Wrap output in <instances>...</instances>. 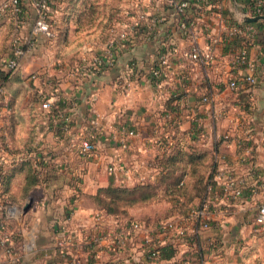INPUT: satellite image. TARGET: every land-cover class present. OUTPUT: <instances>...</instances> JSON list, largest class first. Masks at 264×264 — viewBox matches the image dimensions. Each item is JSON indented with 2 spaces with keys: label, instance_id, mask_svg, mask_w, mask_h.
Returning a JSON list of instances; mask_svg holds the SVG:
<instances>
[{
  "label": "crops",
  "instance_id": "0c3cea01",
  "mask_svg": "<svg viewBox=\"0 0 264 264\" xmlns=\"http://www.w3.org/2000/svg\"><path fill=\"white\" fill-rule=\"evenodd\" d=\"M137 1L54 0L56 34L62 22L67 37L60 44L55 39L50 42L42 39L35 52L24 57L20 68L16 70L27 83L32 82L34 88L15 90L19 86V77L12 81L15 87L8 93L14 102L15 113L10 115L11 109L5 108L0 114V151L5 139L15 146H27L29 149L40 145L45 151L51 152L55 168L49 163L36 168L38 180L35 184H28L27 192L25 188L31 174L29 168L14 170L6 188L0 185V216L3 215V201L11 200L23 207L26 201L32 199L30 209L10 223L14 235L12 242L15 246L21 240L32 242L22 257L27 264H62L67 259L69 264H183L184 259H189L190 264H264V225H259L255 220L259 205L264 203V61H257L256 74L259 80L255 86L248 87L242 81L237 89L231 90L221 82L222 78L230 71L248 73L249 68L244 66L239 70L226 61L223 54L228 52L227 45L219 49L221 57L212 67L202 63L190 62L189 65V61H175L176 66L183 65L182 62L190 66V70L182 66L190 71V80L186 88L180 74L178 77L174 74L167 89L176 93L177 107L183 119L179 131L183 133L185 141L213 152L214 157L217 152L225 153L232 163L228 167L225 161L217 163L214 158V165L206 175L207 181L218 171L225 173L231 169L236 176L251 185H256L257 176L260 175L263 185L256 187L255 192L251 187L239 197L228 200L217 197L221 200L215 199L209 203L211 226L193 234L199 222L188 220L186 224L191 239L187 238L176 245V253L169 257L148 259L131 247L113 255L107 251L104 242L94 246L95 258L87 248H73L72 255L66 257L57 250L59 238L63 235L61 225L67 214H70L67 226L77 240L82 239V234L96 235L100 230L113 226L115 218L112 215L104 221L94 218L92 213L99 208L85 194L109 184L112 177L116 183H121L122 177L121 173L110 174L106 168L108 174L103 177L104 169L94 172V161L86 163L68 149L65 133L60 132L58 118L70 115L74 123L72 129L80 130L89 118L98 114L108 133L114 137L99 142L105 157L102 163L109 158L120 157L128 166L136 167L133 171L136 178L140 175L153 178L157 170L152 167V163L157 156L165 153L162 145L155 144L153 139L165 131L164 106L173 105L175 97L167 98L162 103L155 97L150 83L148 69L155 59L156 41L144 39L138 34L134 47L115 49V62L104 71L85 75L80 70L83 61H93L109 53L111 35L114 30L121 28L126 17L125 11ZM25 2L28 3V0ZM228 4L230 10H225L227 16L237 10L234 1L229 0ZM27 10L32 13L29 4ZM65 18L69 19V23ZM258 26V41L249 49L252 57L264 51V19L258 21ZM175 36L182 45L185 44L179 33ZM57 44L62 48V55L49 59V49ZM72 50H80L78 61L77 54H71ZM69 54L74 57L67 58ZM33 72L38 74L37 78L30 76ZM127 77L134 84L129 94L122 90ZM218 84L221 90H217ZM208 91L215 92V99L211 103L202 101V95ZM45 103H48L49 109L44 107ZM57 107L61 108L57 109L58 115L50 120V109ZM199 121L206 133L203 139L196 136L197 130L191 134V129ZM125 127L136 132L128 137L127 143L120 139L123 134L120 128ZM250 127L253 128V136L249 138L247 131ZM226 131L233 134L228 140L222 137ZM11 163L5 164L4 168L11 167ZM63 163L67 165L66 168L62 167ZM80 168L83 172L78 182L71 170ZM72 180L77 182V187L71 184ZM77 191L80 197H70ZM207 196L211 195L206 189L200 204ZM194 202L187 212L171 214L168 218L185 215L200 205L198 198ZM167 203L172 206V202ZM133 210H130L131 213L137 215ZM0 264H11L1 244Z\"/></svg>",
  "mask_w": 264,
  "mask_h": 264
},
{
  "label": "built area",
  "instance_id": "2783aa9c",
  "mask_svg": "<svg viewBox=\"0 0 264 264\" xmlns=\"http://www.w3.org/2000/svg\"><path fill=\"white\" fill-rule=\"evenodd\" d=\"M53 1L28 0V3H26L25 0H0V22H11L13 25L9 40V52L0 58L1 68L6 71H16L20 68L23 58L35 52L42 39L47 42L55 39L57 20ZM228 1L138 0L125 11L126 17L121 28L114 30L115 32L111 35L108 42L109 53L98 56L93 61H83L81 65L80 70L85 75L99 73L114 64V51L116 48L134 47L137 43L138 34H141L144 39L156 41L155 59L148 69L150 83L153 86L155 97L161 100L162 103L167 98L175 97L173 105L164 106V125L167 124L165 131L153 139L155 144L162 145L165 152L169 151L176 142L175 134L177 130L181 129L180 126L183 121L177 107L176 93L169 92L167 85L174 74L176 77L180 74L182 84L186 88L190 80V66L182 62L189 69L187 70L181 64L176 66L175 61H189V65L190 62L193 64L202 63L212 67L214 62L221 57L218 53L219 49L227 45L229 47L228 52L223 54L226 61H230L231 66L239 70L246 66L249 68V72L240 74L233 71L231 73L230 71L222 78L221 82L231 90L237 89L242 81H245L248 87L251 88L258 83L257 61L261 59L264 61V51H261L257 57H252L249 49L258 41V21L260 19L247 20L246 17L264 14V0H230L235 2L237 10L227 16L225 10L229 9ZM27 4L30 5L32 13L27 10ZM176 33H179V36L185 42L184 45L177 40ZM201 39H203V43H201ZM179 70L181 71L178 72ZM31 76L37 78L38 74L33 72ZM133 86L132 79L127 77L123 82L122 90L125 94H129ZM217 90H221L220 84L217 85ZM177 94H180V92L177 91ZM214 99L215 92L208 91L202 95V101L205 103H211ZM44 107L50 108L48 103H45ZM5 108L10 110L9 93L6 87L0 84V114ZM58 119L60 123L65 122L61 124V128L65 130L64 137L68 142V149L86 163L88 161L100 162L105 159L99 147V142L114 137L111 133H108L98 114L89 118L80 130H73L72 126H69V122L72 121L70 115H62ZM120 130L123 132L120 137L124 141H122L123 143H127L128 137L136 134L133 129L126 127L120 128ZM195 130L198 131L196 135L198 138L203 139L206 136L201 121L191 129L192 135ZM232 135L231 131H226L222 137L228 140ZM247 135L249 138L253 136L252 127L247 131ZM35 146L42 148L40 145ZM10 147H12L10 142L7 143V147H2L0 151L1 165L30 159L34 166L42 167L52 160L51 153L45 150L38 151L34 147L24 152H12L9 150ZM215 160L217 163L220 160L225 161L228 167L232 164L227 155L221 152L216 153ZM105 168L110 174L121 173V183H135L148 178V175H140L139 178L134 177L133 171L136 167L128 166L120 157L109 158L105 162ZM82 172L83 169L81 168L71 170L72 175L78 181L82 177ZM262 185L260 175L257 176L256 185H251L236 176L231 169L225 173L218 171L215 176L208 180L207 192L211 196H207L202 204L189 210L187 214L169 217L156 224H150L143 220L130 221L112 215L115 220L111 228L102 229L96 235L82 234L81 240L75 239L73 231L67 226L70 220V214H67L64 218L65 222L61 225L63 235L59 238L57 250L62 256L66 257L72 255L73 248L80 250L87 248L91 250V256L95 258L94 246L104 242L107 251L113 255L131 247L140 251L148 259H158L160 245L168 243L178 245L188 240L187 238L191 239L186 224L188 220L199 222L193 234H197L199 230L211 226L209 203H213L215 199L220 201L221 199L217 197H224L223 200L232 199L243 195L251 187V190L255 192L256 187ZM2 204L0 244L4 247L5 254L11 264H27L22 260V257L28 252L32 242L21 240L19 245L15 246L12 242L14 235L10 230L12 219L23 214V207L11 200L3 201ZM92 215L96 220L104 221L111 214L98 209ZM255 220L259 225H264V203L259 205ZM182 263L190 264L189 259H184ZM62 264H69V260L67 259Z\"/></svg>",
  "mask_w": 264,
  "mask_h": 264
},
{
  "label": "trees",
  "instance_id": "16d2710c",
  "mask_svg": "<svg viewBox=\"0 0 264 264\" xmlns=\"http://www.w3.org/2000/svg\"><path fill=\"white\" fill-rule=\"evenodd\" d=\"M65 19V21L69 23V19ZM6 24L8 23L2 21L0 22V27ZM62 24L63 23L61 22V25L58 27V33L55 36V39L58 38L59 44L67 37V30L63 28ZM262 37L264 39V34ZM1 57L2 56H0V58ZM14 79L20 80L18 87L13 85L12 81H14ZM0 84H3L8 91H13L14 87L15 90H33L34 88V84L32 82L27 83L25 79L21 77L18 71H6L1 68V66ZM9 105L11 109L10 115H13L15 113V105L11 98L9 100ZM60 105L62 106L61 102ZM57 109L61 108L57 107L54 110L50 109V120H54L55 116L58 115ZM63 122L64 121H62L61 124H63ZM73 124V121L69 122V126H72ZM64 131L65 130L63 128H60V132ZM180 133L181 132L179 130L176 131V142L172 145L169 151L161 154V156H157V162L154 161L152 163V167H155L157 170L153 178H147L143 181L128 184L116 183L112 177L109 184L99 186L95 192L85 194L86 197L89 198V201L93 205L99 209H102L107 214L120 216L130 221L143 220L150 223V220L146 218L145 215H133L130 210L145 203L157 200H166L168 202H172V206H170V211L167 216L175 213L183 214L187 212V210L191 208V205L195 203L194 200L196 198L203 197L208 185L206 175L210 167L214 165L215 157L213 152L200 149L196 145L187 143L183 138V133ZM0 138L2 139V136ZM8 142L12 144V147L9 148V150L12 152H24L25 150H29L27 146H15L8 139H5V142L3 143L4 145L2 147H7ZM35 148V150L38 151L44 150V148ZM52 160L49 162V164H52V166L55 168V162H52ZM11 164V167H8L7 169L4 168V165L0 164V185H2L3 188H6V184H8L11 173H13L14 170L29 168L31 174L28 176L27 186L25 188V191L27 192L29 186L28 184H35L38 180V172L36 168L39 167L34 166L30 159L12 162ZM44 166L45 165L42 167ZM65 166L67 165L65 164L62 167L66 168ZM71 184L75 187L78 186L77 182L74 180H72ZM77 193L78 191L75 194L77 195ZM167 216L157 220L154 224L165 218H168ZM177 249L178 248L173 243L160 245L158 248L159 258L174 255Z\"/></svg>",
  "mask_w": 264,
  "mask_h": 264
},
{
  "label": "rangeland",
  "instance_id": "374dc122",
  "mask_svg": "<svg viewBox=\"0 0 264 264\" xmlns=\"http://www.w3.org/2000/svg\"><path fill=\"white\" fill-rule=\"evenodd\" d=\"M12 23L9 22L8 24L1 26L0 27V56L5 55L6 53L9 52V40L11 37V30H12ZM56 42L58 43V38L55 39ZM46 45V44H45ZM62 48L60 49V45L57 44L54 48L49 49V59L50 57L52 59H55L58 55H62ZM77 54V61L79 60V53L80 50L77 52L75 50L71 51V54ZM87 54V51H84V54ZM83 55V54H82ZM72 55H68V57H71ZM72 56L71 58H73ZM35 69V68H34ZM10 98V96H9ZM12 145V144H11ZM94 166H93V171L94 172H99L103 171V177L107 176L108 173L105 171V163H102L103 161H94ZM93 176L90 174V179H92ZM70 197L78 198L80 196L76 194H71ZM168 201L166 200H157V201H151L149 203H145L139 207L133 208L135 212H137V215H145L146 218L150 220V222L155 223L157 220L162 219L163 217H166L167 214L170 211V205L167 203ZM198 203H201V198H198ZM168 217V216H167ZM166 219V218H165Z\"/></svg>",
  "mask_w": 264,
  "mask_h": 264
},
{
  "label": "water",
  "instance_id": "95a60500",
  "mask_svg": "<svg viewBox=\"0 0 264 264\" xmlns=\"http://www.w3.org/2000/svg\"><path fill=\"white\" fill-rule=\"evenodd\" d=\"M247 20H259V19H264V14L253 16V17H246ZM32 204V199L30 198L28 201L23 206V211L26 212L30 209Z\"/></svg>",
  "mask_w": 264,
  "mask_h": 264
}]
</instances>
